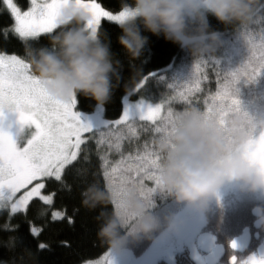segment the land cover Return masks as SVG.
Listing matches in <instances>:
<instances>
[{
  "label": "clouds",
  "instance_id": "9594fccd",
  "mask_svg": "<svg viewBox=\"0 0 264 264\" xmlns=\"http://www.w3.org/2000/svg\"><path fill=\"white\" fill-rule=\"evenodd\" d=\"M259 3L260 0H121L124 15L117 22V40L130 59L141 55L149 40L145 31L201 55L219 37L217 30H209V15L222 23L246 24ZM88 20L84 7L78 6L76 0H67L61 8L59 30L50 32L45 43L26 45L27 59L50 97L83 95L104 105L120 84L123 64L114 59L109 33L99 26L90 27ZM137 75L138 70L130 79L135 82ZM245 139L244 120L238 113L219 108L205 112L196 107L176 112L157 145L162 153L157 166L159 190L176 202L203 210L225 181L239 182L250 190L264 189V174L239 150ZM107 201L108 193L103 188L90 185L86 189V206ZM151 207L134 190H128L122 199V211L107 217L98 235L118 252L126 243L127 233H149L159 226ZM125 226L127 233L122 232Z\"/></svg>",
  "mask_w": 264,
  "mask_h": 264
},
{
  "label": "trees",
  "instance_id": "16d2710c",
  "mask_svg": "<svg viewBox=\"0 0 264 264\" xmlns=\"http://www.w3.org/2000/svg\"><path fill=\"white\" fill-rule=\"evenodd\" d=\"M27 2L28 0H19L22 5H26ZM97 2L110 10H116L121 6V0H97ZM208 20L209 30H217L219 37L212 48L205 53L194 55L190 49L181 48L177 43L165 40L162 35L157 36L145 31L144 34L149 37V40L141 50V55L134 59L129 58L117 40L120 28L109 26L106 20H102L105 27H111L109 36L115 53L114 59L121 60L123 64L119 86L114 90L112 98L101 105L103 116L108 120L117 119L123 110V98L128 93H131L132 99L153 102L163 100L161 116L167 115L168 107H172L177 112L183 111L184 104L179 101L169 102L166 99L171 94L168 85L175 83L177 88L181 85L185 88L191 87V84L187 82L189 79L193 83H199V89L190 93V96L194 97L192 104L198 105L203 111L207 107L204 103L205 98L208 104H213L212 96L218 89L217 72L222 77L224 72L241 68L249 56L258 58L264 55V46H262L264 41L261 37V34H264V0H260L252 19L246 24L222 23L212 15H209ZM11 23L12 20L5 10V5L0 3V25ZM45 42L46 40L43 43ZM0 51H6V54H20L23 53V45L14 37L7 41L0 37ZM202 60L209 61V64L206 67L201 65L199 70L193 68L198 61ZM136 70L139 71V75L133 82L130 77ZM143 78H145L143 84L132 93ZM235 95L240 101V107L255 122H264V71L252 80L241 77L236 83ZM77 98L80 103L76 105V110L85 114L92 113L98 105L90 97L78 95ZM225 112L232 111L225 110ZM154 123L144 120L128 121L125 123L122 135L117 126L112 129L101 128L100 131L106 135L99 149L97 139L91 141L90 160L87 167L82 169L79 175L74 171L67 173L68 180L73 184L71 191L54 192L57 208L52 210H64L61 205H66L68 214L74 216L73 223H69L67 218L53 220L51 216L47 218L46 215H42L44 209L38 207L40 205L38 200H34L26 212L0 211V264H83L88 262L84 257L91 260L98 258L111 250L98 235V229L107 217L122 211L123 196L130 189L152 204L150 210L158 218L159 226L149 233L139 235L127 233L128 226H125L122 232L127 233V238L121 249L134 255L143 252L151 245L153 240L171 225L180 209L174 206L175 200L171 196L159 190L157 184V166L162 159V153L159 152L157 145L170 123L158 137L154 132L147 130ZM220 123L223 124V120ZM129 124L136 129L135 133L128 131ZM85 135L91 136L92 132L89 131ZM118 135L121 149L117 151L115 143ZM109 136L113 150H109L107 143L104 142ZM96 137L100 138L99 132L96 133ZM154 139L157 159L150 184L117 185L104 182L105 163L109 171L115 167L118 175L121 168L135 163L128 159L122 160V154L127 157L130 152L136 154L137 149L143 151L146 141L151 150ZM75 168L76 165H73V170ZM97 172L99 175H96ZM76 184L79 185L78 188ZM90 185L103 188L108 193V201L94 207L86 206L83 200L86 189ZM55 187L54 184L49 185L50 189ZM74 207H78L79 211H74ZM33 228H35V234ZM42 243L45 246L41 248Z\"/></svg>",
  "mask_w": 264,
  "mask_h": 264
},
{
  "label": "snow or ice",
  "instance_id": "6c2138e0",
  "mask_svg": "<svg viewBox=\"0 0 264 264\" xmlns=\"http://www.w3.org/2000/svg\"><path fill=\"white\" fill-rule=\"evenodd\" d=\"M66 2L67 0H48L45 3H38V0H28L26 5H22L19 0H0L12 20L11 24L0 25V37L5 41L14 37L23 45V53L20 54H6V51H0V211L26 212L31 203L38 200L40 201L38 207L44 209L42 215H46L47 218L51 216L53 220L67 218L69 223H73L74 216L68 214L66 205H61L64 210H52L57 208L54 192L71 191L73 184L68 180L67 173L74 171L79 175L81 170L87 167L91 141L97 139L99 149L106 135L100 131L101 128L112 129V125L115 124L122 135L125 123L139 116L142 120L155 122L147 130L154 132L158 137L177 111L168 107L167 115L160 116L161 103L155 105L140 103L136 105L135 111L126 105L118 119L93 125L90 121L81 119L80 112L74 110L80 103L77 96L66 99L50 97L39 77L32 71L27 59L26 45L41 44L50 32L59 30L61 8ZM76 2L88 12L90 27L99 26L109 34L111 27H105L102 19H106L109 26H117V22L124 15L121 6L116 10H110L97 0H76ZM261 37L264 41V34H261ZM208 64L209 61L206 60L198 61L193 68L199 70L201 65L206 67ZM262 71H264V55L258 58L249 56L241 68L224 72L222 77L217 72L218 89L212 96L213 104H208L205 98L204 103L207 107L203 110L210 112L213 108H219L242 116L246 139L238 147L258 168H264V122H255L240 107L235 92L236 83L241 77L252 80ZM187 82L191 87L185 88L181 85L177 88L175 83L169 84L171 94L166 99L169 102L179 101L184 104V109L192 107L200 109L198 105L192 104L194 97L190 96V93L199 89V83H193L191 79ZM6 111L18 114L20 134L14 136L3 127ZM89 131L92 132L91 136L82 135ZM128 131L135 133L136 129L129 124ZM97 132L100 133V138L96 137ZM131 140L130 136V144ZM104 142L107 143L109 150H113L110 136ZM120 149L118 135L115 150ZM121 159L132 160L135 163L121 168L118 175L115 167L109 171L105 163L104 182L117 185L150 184L157 159L155 139L151 150L146 141L143 151L137 149L136 154L130 152L127 157L122 154ZM73 165H76L74 170ZM96 175H99V172ZM50 184L56 187L50 189ZM75 186L79 187L78 184ZM74 211H79V208L74 207ZM32 230L35 234V228ZM44 246L43 243L40 245L41 248ZM84 259L92 261L88 257ZM232 259L235 261L236 258L232 257ZM242 264H264V255L253 254L242 261Z\"/></svg>",
  "mask_w": 264,
  "mask_h": 264
},
{
  "label": "flooded vegetation",
  "instance_id": "af4514ba",
  "mask_svg": "<svg viewBox=\"0 0 264 264\" xmlns=\"http://www.w3.org/2000/svg\"><path fill=\"white\" fill-rule=\"evenodd\" d=\"M254 167L264 174V168ZM230 189L212 197L205 209H197L194 231L171 235L161 246L150 248L157 236L143 252L130 254L131 259L128 255L127 264H140L145 258L149 264H242L253 254L264 255V189L241 184Z\"/></svg>",
  "mask_w": 264,
  "mask_h": 264
},
{
  "label": "rangeland",
  "instance_id": "374dc122",
  "mask_svg": "<svg viewBox=\"0 0 264 264\" xmlns=\"http://www.w3.org/2000/svg\"><path fill=\"white\" fill-rule=\"evenodd\" d=\"M45 2H48V0H38V3H45ZM102 20H106V19H102ZM144 80H145V78H143L141 81L144 82ZM143 82L139 83L133 89L132 93L135 90H137L138 87L143 84ZM130 94L131 93L126 94L125 97L123 98V110H124L126 105L129 106L133 111H135L136 105L140 104V103L152 104V105H155L157 103H161L160 116L162 115V112H163V102L162 101L153 102V101H148V100H144V99H132L130 97ZM74 110H76V109H74ZM123 110H122V112H123ZM80 114H81V119L90 121L93 125L99 124L103 121H110L103 116V110H102L101 105H97L95 110L92 113L85 114L83 112H80ZM17 115L18 114L14 113V112H7L6 111V115L3 119V127L6 128L7 131L12 133L14 136L20 134V123L17 120ZM157 119H159V117H157ZM114 120H116V119H114ZM134 120H142V119L139 116H137ZM144 121H148V120L144 119ZM150 122H154V121H150ZM115 126H116L115 124L112 125V127H115ZM24 133L25 134L27 133V127L26 126L24 128ZM85 134L86 133H82V135H85ZM257 138H258V133H257ZM239 185H240V183L235 182V181H225V183L217 190V192L213 195V197L217 198V197L221 196V194L226 193L227 190H231L230 189L231 186H234L237 188V187H239ZM173 204L177 208L180 207V210L176 214L171 226H169L163 233H161L157 237V239L153 242V244L151 245L150 248L161 246V244L164 241H166V238L169 239V237L171 235L174 237L179 236L181 233H183L186 230L194 231V229L196 228V226H197L196 221L193 223L185 221L186 219L190 218L189 214H187V213L189 211H191V212L195 211V209L185 205L183 202H176L175 201ZM17 212H19V211H17ZM198 213H199V211L197 210L196 215ZM197 218L198 217H195L194 219H197ZM120 251H122V250L120 249L118 252H114L112 250H109L108 252H105L104 254H102L98 258L92 260L91 262L88 261V262H85L83 264H117L116 263V257ZM127 254H129V253H127ZM129 259H131L130 254H129ZM140 264H149L148 258L143 259L140 262Z\"/></svg>",
  "mask_w": 264,
  "mask_h": 264
},
{
  "label": "water",
  "instance_id": "95a60500",
  "mask_svg": "<svg viewBox=\"0 0 264 264\" xmlns=\"http://www.w3.org/2000/svg\"><path fill=\"white\" fill-rule=\"evenodd\" d=\"M196 213H197V210L195 209V211H189L187 214H189L190 218L186 219L185 221H188L190 223H193L196 221V219H194L196 217ZM127 254L125 252V250H122L120 251L118 254H117V257H116V263L117 264H127Z\"/></svg>",
  "mask_w": 264,
  "mask_h": 264
}]
</instances>
